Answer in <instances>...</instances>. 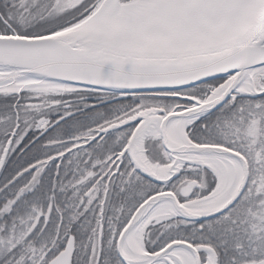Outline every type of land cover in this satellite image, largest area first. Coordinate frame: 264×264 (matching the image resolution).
Wrapping results in <instances>:
<instances>
[{"label":"snow or ice","instance_id":"snow-or-ice-1","mask_svg":"<svg viewBox=\"0 0 264 264\" xmlns=\"http://www.w3.org/2000/svg\"><path fill=\"white\" fill-rule=\"evenodd\" d=\"M0 264H264V0H0Z\"/></svg>","mask_w":264,"mask_h":264}]
</instances>
